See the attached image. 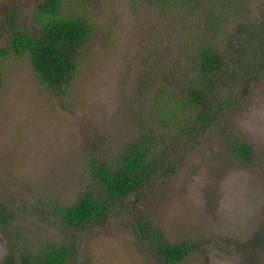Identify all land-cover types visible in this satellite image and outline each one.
Masks as SVG:
<instances>
[{"label":"rangeland","instance_id":"1","mask_svg":"<svg viewBox=\"0 0 264 264\" xmlns=\"http://www.w3.org/2000/svg\"><path fill=\"white\" fill-rule=\"evenodd\" d=\"M44 1L1 0L0 25L37 31ZM190 3L62 0L61 14L80 15L95 30L60 95L28 56L1 59L0 199L15 219L0 227V264L10 247L35 251L73 234L79 253L69 264H162L138 249L128 220L78 233L53 209L83 192L89 152L99 147L112 158L143 135L155 136L157 152L168 147L176 169L139 193L138 209L170 242L198 243L181 264H264V75L232 93L235 103L206 132L195 119L201 106L188 100L175 111L199 60L190 46L209 27ZM4 33L0 47L10 50L11 32ZM229 138L251 144L256 164L241 165Z\"/></svg>","mask_w":264,"mask_h":264},{"label":"trees","instance_id":"2","mask_svg":"<svg viewBox=\"0 0 264 264\" xmlns=\"http://www.w3.org/2000/svg\"><path fill=\"white\" fill-rule=\"evenodd\" d=\"M150 1L170 8L175 0ZM183 1H191L188 6L191 13L202 14L209 27L200 41L190 46L189 51L199 59L196 72L190 67L191 77H186L187 96L173 108L176 111L182 105L188 107V100L201 106L195 119L201 124L199 131L206 132L235 103L232 93L239 94L264 75V0H205L209 2L204 7L199 5V0ZM61 7L62 0H45L39 4L37 20L41 27L37 31L16 30L11 22L0 25V42L5 40V29L11 32L10 50L0 47V65L1 59L11 51L28 56L40 81L58 95L68 88L81 50L95 30L80 15L61 14ZM11 14L16 18L15 12ZM3 84L0 66V103ZM157 144L155 136L143 135L123 146L112 158L99 147L89 152L85 167L89 179L77 201L53 205L61 222L79 233L90 225L105 227L113 219L128 220L139 250L162 264H181L187 260L198 243L170 242L161 225L138 209L139 193L176 169V160L168 154V147L157 152ZM226 144L241 165L250 168L256 164L251 144L233 138ZM13 213L0 199V227L4 231L15 219ZM78 253V239L73 234L64 241L48 242L35 251L30 247L22 250L10 247L1 264H69Z\"/></svg>","mask_w":264,"mask_h":264}]
</instances>
